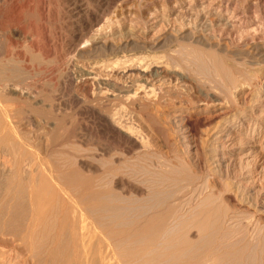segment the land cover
<instances>
[{"label":"rangeland","instance_id":"rangeland-1","mask_svg":"<svg viewBox=\"0 0 264 264\" xmlns=\"http://www.w3.org/2000/svg\"><path fill=\"white\" fill-rule=\"evenodd\" d=\"M43 1L45 45L29 34L28 17L0 36V61L7 46L8 66L20 73L9 83L33 93H28L32 98L35 95L23 100L1 91L2 106L14 110L16 133L26 137L40 157L49 137L67 134L70 147L66 150L75 157L74 168L87 164L100 170L120 168L126 181L139 182L146 192L132 199L109 181L110 191L131 197L138 212L147 211L149 217L173 216L168 225H207L205 233L212 240L209 246L212 242L219 247L208 248L220 257L219 264H230L234 249L250 246L254 248L250 255L262 253L259 257H263L264 0H74L87 11L102 15L108 27L93 32L84 45L88 63L63 52L80 24L67 18L73 0ZM107 42L126 44L128 50L153 56L165 83L157 87L155 98L142 100L139 93L126 100L125 93L115 90L121 82L118 72L109 76L92 68V59L107 57ZM33 43L49 48V57L37 56ZM155 69L150 68L146 75L154 76ZM86 73L87 78H78ZM72 76L75 80L70 83L67 78ZM103 88L109 91L100 95ZM14 104L19 108L15 106L16 113ZM110 118L118 124L112 125ZM192 124L195 130H191ZM216 124L221 129L213 130ZM219 132L226 138L212 141ZM129 136L142 138L146 149L130 148L124 142L131 141ZM146 214L139 217V224L145 216L149 218ZM229 218L233 227L227 226ZM191 234L197 235V230L191 229ZM227 251L230 257L224 254ZM218 253L226 256L221 260Z\"/></svg>","mask_w":264,"mask_h":264},{"label":"bare ground","instance_id":"bare-ground-1","mask_svg":"<svg viewBox=\"0 0 264 264\" xmlns=\"http://www.w3.org/2000/svg\"><path fill=\"white\" fill-rule=\"evenodd\" d=\"M77 2L74 0L71 2V15L67 18L69 20L74 19L73 21L80 22V24L69 36L65 46L66 51L63 52L72 59L87 62V48L84 45L87 44L93 32L98 33L108 29V27L102 15L87 11L85 5H79ZM44 4L43 0H0V36L10 26L22 25L23 19L25 21V18L28 17V23H26L29 34L39 37L43 44L47 43L48 39L44 33V22L47 19ZM31 48L37 56L49 57L50 51L46 46L39 47L33 43ZM106 49L108 51L107 57L92 59L90 62L92 68H98L109 76L113 72H118L121 82L116 85L115 90L118 94L125 93L123 97L126 100L139 93H142V100L155 98L159 90L157 87L165 83L164 78L159 74V67L155 66L156 64L152 61L153 56L151 57L149 53L137 52L135 49L128 50L126 44L113 45L107 42ZM18 56L23 57L21 54ZM1 57L0 93L6 91L23 100L24 98H32L28 94L31 92L18 88L19 86L17 87L15 82H13L14 84L9 83L11 78L15 80L20 73L17 75L16 69L8 66L11 56L7 52V46L3 49ZM152 67L156 68L154 76H147L146 71ZM78 78L80 80L87 78V73L81 74ZM67 79L70 83L75 80L73 76ZM91 79L95 81L96 77H91ZM107 89L103 88L100 95H105L109 91ZM15 106L14 104V109L17 107ZM4 107L0 103V264H219L220 257L216 258L217 256L208 248L212 240L205 233L204 228L205 226L208 227L207 225H176V222L175 225H168V223L173 222V214L172 217L170 215H151L149 217L150 214H146V210L144 213L140 208L141 212H138L131 200L134 199L133 197H140L145 191L138 185L139 182L134 184L126 181L124 176H121L123 172L117 167L100 170L91 164H87L78 165L77 168H74L72 158L75 159V157L74 155L71 157V152L68 153L66 150L70 147L67 134L51 135L45 153L43 154L40 150L44 156H37L36 153L39 151L36 150L34 153V150L31 149L33 147H29L27 144L26 137L16 133L15 122H13L15 117L12 115L14 110L8 111ZM17 108L15 113L18 112L19 108ZM115 120L110 118V123L116 126L118 122ZM55 123L57 124V122ZM218 127L219 125L216 124L214 128H211L215 130ZM190 128L195 130L196 125L192 124ZM224 136L226 138L227 135L219 132L216 137L212 138V141H217ZM129 137L131 141L127 139L124 142L130 148L136 147L140 150L145 148L142 138ZM28 147L32 151L27 150ZM100 153L104 152L100 151ZM109 181L113 183L116 189L124 191L126 196H132V199L110 191L107 188ZM149 202L151 203L150 200ZM159 212L157 213L159 214ZM169 213L170 211L163 214ZM145 214L149 218L145 216L146 219L143 218L144 221L139 224L137 220L141 215L144 217ZM174 216L177 217L175 214ZM231 220L229 218L228 227H233V225H229V223H233L230 222ZM177 226L179 227L176 229ZM211 227L213 228V226ZM175 229L176 231H174ZM191 229H196L198 234H191ZM211 244L210 246H213L215 243L211 242ZM216 247L214 245V248ZM241 249L240 251L234 249V253H230L231 259H228L231 260L229 261L230 264H252V262L253 264H264V256L259 257L262 253L255 257L252 255L253 253L251 255L249 253L254 249L251 246L250 249L252 250L243 248L241 251ZM215 251L218 252L216 249ZM227 253L229 254L228 251L224 254L227 255ZM224 256H221V260ZM226 263L228 262L226 261Z\"/></svg>","mask_w":264,"mask_h":264}]
</instances>
